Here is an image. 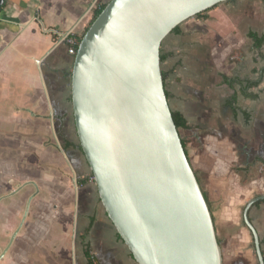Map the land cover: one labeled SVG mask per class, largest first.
I'll return each instance as SVG.
<instances>
[{"label": "crops", "instance_id": "0c3cea01", "mask_svg": "<svg viewBox=\"0 0 264 264\" xmlns=\"http://www.w3.org/2000/svg\"><path fill=\"white\" fill-rule=\"evenodd\" d=\"M109 1L5 0L0 10V224L14 232L23 220L4 264H64L71 254L79 257L73 264H88L85 245L98 264H138L106 211L84 199L94 184L78 183L88 175L86 157L71 136H60L74 120L65 92L74 56L48 31L82 37ZM225 18L230 38L222 35ZM249 31L264 35V0H237L190 18L161 49L169 104L187 121L180 136L207 196L223 264H259L244 209L264 195V45L254 46ZM17 185L26 189L23 199L10 197ZM262 201L249 217L264 256ZM27 222L38 230L28 245Z\"/></svg>", "mask_w": 264, "mask_h": 264}, {"label": "water", "instance_id": "95a60500", "mask_svg": "<svg viewBox=\"0 0 264 264\" xmlns=\"http://www.w3.org/2000/svg\"><path fill=\"white\" fill-rule=\"evenodd\" d=\"M225 1L110 0L74 56L79 142L107 216L138 264H223L210 205L169 104L161 46L181 23ZM259 200L264 195L247 203L244 221L264 264L249 217Z\"/></svg>", "mask_w": 264, "mask_h": 264}, {"label": "rangeland", "instance_id": "374dc122", "mask_svg": "<svg viewBox=\"0 0 264 264\" xmlns=\"http://www.w3.org/2000/svg\"><path fill=\"white\" fill-rule=\"evenodd\" d=\"M234 1H237V0H229V1H225V2H221V3H219L218 5H221V4H227L228 5V3H233ZM218 5H216L215 7H217ZM245 7L243 6L242 7V9H244ZM206 12L204 11L203 12V14L202 15H204ZM222 16H224V15H222ZM195 17H197V16H195ZM223 20V19H222ZM228 22V18H225V23H223V21L221 22V25H222V35H224L225 37H228V38H230L231 37V35H232V33H231V31L233 30L232 28H231V26L227 23ZM225 25V26H224ZM224 26V27H223ZM228 38H222L223 39V41L225 40V41H227V40H230V39H228ZM164 41V40H163ZM223 41H222V50H226V47H228V46H226V45H224L223 44ZM226 44V43H225ZM161 49L163 50V45L161 46ZM162 53H163V51H162ZM231 58V57H230ZM228 59L227 61H230L231 62V59ZM66 88H65V92H66V94L68 95V100H69V102H68V109L71 111V112H73V109H72V99H71V75H69V77H68V80H67V82H66ZM74 120H73V118H71V123L68 125V124H66L65 125V128H61L62 130H61V132H60V136H61V138L63 139L64 137H68V136H71L72 138H73V140L75 141V145H76V147L81 151V149H80V147H79V145H80V142H79V138H78V135H77V131H76V126H75V124H74V122H73ZM64 127V126H63ZM62 145H63V143H62ZM64 146V145H63ZM77 149V151H79ZM82 152V151H81ZM84 154V153H83ZM87 161V160H86ZM84 163H85V157H84ZM86 164V163H85ZM86 173H88V175L86 176V177H90V179L88 180V182L90 181V182H93L94 184L90 187V188H87L85 191H84V199H87V201L90 203V204H94V203H97V205L100 207L99 209H103L104 211H105V209H104V207H103V205H102V203H101V201H100V198H99V194H98V189H97V185H96V183H95V181H94V177H92L91 178V175H92V172H91V169H90V167H89V165H88V167L86 166ZM17 189H19L18 190V192H16V193H10V197H12V198H19V199H23V195L25 194V190L26 189H23V188H19L18 187V185H17ZM30 205V203H29V201L27 202V204H26V206L27 205ZM28 208H29V206L27 207V210H28ZM27 210H25V216H24V219H25V217H26V212H28ZM1 218V217H0ZM3 218V217H2ZM20 219H22L21 217L18 219V222H17V224L21 221V223H22V221L23 220H20ZM1 220V222L3 221L2 219H0ZM29 222H30V220H29ZM29 222H27L26 223V230H25V232H27V235H28V238H27V240H26V243H27V245H28V240H32V239H37V233H38V230L37 231H35L34 229H35V227H33V226H30V225H28L29 224ZM21 223H20V226H21ZM112 223V222H111ZM19 226V227H20ZM19 227L17 228V230L16 231H12V230H9L8 228L6 229V228H3V227H1V224H0V255L3 253V251L5 250L4 248L7 246V244L9 243V241L11 240V238L13 237V235L16 233V232H18V230H19ZM50 237H49V240L52 238V236L51 235H49ZM45 237H47V235H45L44 236V238ZM53 239V238H52ZM57 240V239H56ZM25 243V244H26ZM10 244V243H9ZM25 244H23L24 246H26ZM21 250H22V247H18V248H15V250H14V255H16V257H20L21 256ZM91 251H92V249H91ZM2 252V253H1ZM23 258H25V257H20V259H21V261H22V259ZM40 258V260L41 259H46V258H48V259H50V258H52V257H39ZM64 259H66V257H63ZM77 258V260H79V257H73V255L71 254L69 257H67V259H66V261H65V263L64 264H73V262H74V259H76ZM81 258V257H80ZM39 260V261H40ZM4 257L0 260V264H4ZM23 263H21V264H26V263H24V261H22ZM60 262H62L63 263V259H61V261ZM79 262V261H78ZM95 263H97L98 264V261L96 260L95 261Z\"/></svg>", "mask_w": 264, "mask_h": 264}, {"label": "trees", "instance_id": "16d2710c", "mask_svg": "<svg viewBox=\"0 0 264 264\" xmlns=\"http://www.w3.org/2000/svg\"><path fill=\"white\" fill-rule=\"evenodd\" d=\"M5 6V1L3 3V5L1 6L0 10H2ZM106 7V5H102L100 6L99 8H97L94 12V16H93V19H92V22L91 24L94 22V20L99 16V14L103 11V9ZM210 10V9H209ZM207 10V11H209ZM205 11V12H207ZM203 14V12L199 13L197 16H201ZM90 24V25H91ZM178 30V26L173 30V32H177ZM248 36L254 41V46H256L257 48H261L263 45H264V35L263 36H260L257 32L255 31H249L248 33ZM82 37L79 38V40H81ZM161 59L162 61L165 59V55L162 53V50H161ZM163 76L165 77V75L163 74ZM224 78V81H231L227 76H223ZM167 93V92H166ZM167 96H168V93H167ZM247 96L249 97H254L256 98L257 95H254V94H248ZM172 114H173V118H174V121L177 125V128L180 129V128H186L188 125H187V121L186 119L184 118V116L180 113V112H177V111H172ZM183 141V144H184V147L186 149V143L184 140ZM81 151H82V147L81 145H79ZM83 152V151H82ZM187 152V150H186ZM188 154V153H187ZM93 177V173L91 175V178ZM90 179V177H85L81 180L78 181L79 184H85L88 182V180ZM206 196V195H205ZM207 198V196H206ZM208 200V199H207ZM264 202V201H262ZM118 235V238L120 240H122L121 236L117 233ZM123 241V240H122ZM84 253L86 255V258L88 260V264H97L95 263L96 261V257L94 254H92V251H91V247L88 246V245H85L84 247Z\"/></svg>", "mask_w": 264, "mask_h": 264}, {"label": "built area", "instance_id": "2783aa9c", "mask_svg": "<svg viewBox=\"0 0 264 264\" xmlns=\"http://www.w3.org/2000/svg\"><path fill=\"white\" fill-rule=\"evenodd\" d=\"M49 32H53L55 34H59L61 35V39L60 42H63L67 45L68 47V52L70 55L75 56L77 53V49L80 43L79 38L80 37H76L75 35L67 32V33H59L58 31L54 30V29H50L48 30Z\"/></svg>", "mask_w": 264, "mask_h": 264}]
</instances>
